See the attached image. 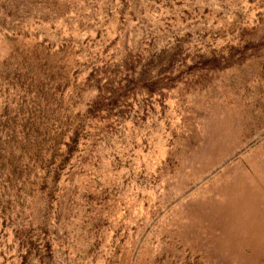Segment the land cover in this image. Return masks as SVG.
I'll return each instance as SVG.
<instances>
[{"label":"rangeland","instance_id":"rangeland-1","mask_svg":"<svg viewBox=\"0 0 264 264\" xmlns=\"http://www.w3.org/2000/svg\"><path fill=\"white\" fill-rule=\"evenodd\" d=\"M0 264H264V0H0Z\"/></svg>","mask_w":264,"mask_h":264},{"label":"bare ground","instance_id":"bare-ground-1","mask_svg":"<svg viewBox=\"0 0 264 264\" xmlns=\"http://www.w3.org/2000/svg\"><path fill=\"white\" fill-rule=\"evenodd\" d=\"M262 179H263V177H262ZM237 197H235L234 199H236ZM239 200V199H238ZM233 204V203H232ZM247 205V204H246Z\"/></svg>","mask_w":264,"mask_h":264}]
</instances>
